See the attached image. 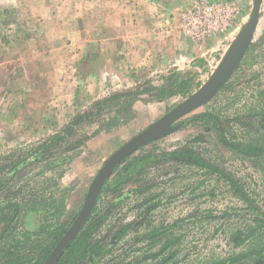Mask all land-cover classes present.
<instances>
[{
  "label": "rangeland",
  "instance_id": "374dc122",
  "mask_svg": "<svg viewBox=\"0 0 264 264\" xmlns=\"http://www.w3.org/2000/svg\"><path fill=\"white\" fill-rule=\"evenodd\" d=\"M156 1L160 0H151L148 4L154 10H151L152 15L160 12L156 10ZM208 1L237 4L240 12L231 30L215 34L199 45L190 44L180 32L178 17L172 13L165 19L174 30L171 35H166L163 25L156 27L157 33L143 38L150 45L145 54L136 55L127 63L128 68L126 59L122 61L119 53L121 33L113 36L111 31L100 29L102 22L96 21L95 17L98 16L95 11L106 9L109 13L112 0L0 1V156L29 149L59 133L79 114L89 110L94 102L112 93H124L138 87L143 90L148 87L147 82L161 87L165 78L173 73H191L194 86L186 97L195 92L211 76L253 7V0ZM140 6L144 7L143 3ZM120 7L126 9L125 4ZM262 10L254 48L245 57L232 84L196 114L209 107L234 119L264 107V96H259L264 94V5ZM146 57L147 61L144 60ZM240 89L243 97L235 104L233 99ZM175 91L159 94L164 95L161 100L143 95L134 103L132 116L125 115L116 127L112 125V130L91 138L79 154L76 152L70 168H55L52 164L30 168V174L36 176L30 182L43 178L48 184L31 185L36 187L31 189L40 191L38 196H51L60 180L68 188L67 212L60 223L72 224L91 181L117 149L186 98L180 93H170ZM258 105L260 107L256 108ZM97 129L96 124L86 125L82 132L92 135ZM200 133H203L200 126L188 125L156 142L155 146L171 150ZM247 136L251 138L248 132ZM196 146L213 156L221 168L241 178L256 203L264 206V169L257 161L252 163L233 155L218 142L216 133ZM149 173V178L158 183L155 194L165 200L153 213L152 223L164 227L165 235L171 239H178L173 247L178 251L175 264H202L232 252L233 233L243 230L255 218L226 182L204 170L158 166ZM138 200L133 198L124 205L122 213L126 214V219L133 220L137 216ZM24 227L33 230L29 224ZM19 229H24L23 225L19 224ZM259 234L264 239V227ZM165 235L151 236L143 241L132 235L116 253L122 254L129 249L131 256L142 257L146 246L152 245L151 241L157 249L161 248L160 239ZM135 248L141 251L134 253Z\"/></svg>",
  "mask_w": 264,
  "mask_h": 264
},
{
  "label": "trees",
  "instance_id": "16d2710c",
  "mask_svg": "<svg viewBox=\"0 0 264 264\" xmlns=\"http://www.w3.org/2000/svg\"><path fill=\"white\" fill-rule=\"evenodd\" d=\"M254 45L251 44L248 53L253 50ZM190 74L173 73L165 78L161 87L147 82L148 87L143 90L138 87L124 93H112L94 102L89 110L79 114L59 133L29 149L0 156V160H3L0 161V264H44L71 225L60 223L67 212L68 188L60 180L57 190L51 196H38L40 191L31 189L36 188L31 185L48 184L43 178L30 182L36 178L30 174L31 167L52 164L55 168H70L76 152L79 154L91 138L112 130V125L116 127L125 115L132 116L134 103L141 100L143 95L161 100L164 95L159 94L177 90L170 93H180L186 97L194 86ZM231 84L232 81L220 93L225 92ZM242 97L243 90L240 89L233 99L234 103L238 104ZM255 97L253 94V98ZM259 107L258 105L256 108ZM207 108L206 111L187 118L184 126H200L203 133L193 136L194 138L189 137L190 139L171 150L157 149L154 143L151 148L147 147L131 157L112 176L87 225L58 264H172L178 254L173 248L178 239H171L165 235L164 227L152 223L153 213L165 201L155 194L158 183L149 178V171L158 166H168L169 169L187 166L206 171L226 182L245 203L248 212L255 216L250 225L233 233L232 241L230 240L232 252L202 264H264V239L259 234L264 227V206L256 203L241 178L228 169L221 168L213 156L196 146L216 133L218 142L233 155L252 163L257 161L258 166L264 169V107L259 111L250 110L249 114L238 115L234 119ZM113 109L116 110L111 114ZM95 124L98 129L92 135L82 132L86 125ZM247 132L248 135L251 134V138H248ZM133 198H139L135 206L137 216L129 220L122 210L126 202ZM18 223L24 229L18 230ZM28 224L33 230L24 227ZM162 234L165 236L160 239L163 244L161 248L157 249L154 241H151L152 245L146 246L147 250L142 257L135 254L131 256L128 254L131 252L129 249L122 254L116 253L119 246L132 235L143 241ZM140 251L137 248L133 250L134 253Z\"/></svg>",
  "mask_w": 264,
  "mask_h": 264
},
{
  "label": "water",
  "instance_id": "95a60500",
  "mask_svg": "<svg viewBox=\"0 0 264 264\" xmlns=\"http://www.w3.org/2000/svg\"><path fill=\"white\" fill-rule=\"evenodd\" d=\"M263 5L264 0H253V7L248 19L239 28L217 67L201 87L179 102L164 116L125 142L103 163L89 185L79 213L50 252L44 264H58L72 242L87 225L107 183L131 157L182 130L185 120L210 103L232 80L251 44L255 41L262 18Z\"/></svg>",
  "mask_w": 264,
  "mask_h": 264
},
{
  "label": "crops",
  "instance_id": "0c3cea01",
  "mask_svg": "<svg viewBox=\"0 0 264 264\" xmlns=\"http://www.w3.org/2000/svg\"><path fill=\"white\" fill-rule=\"evenodd\" d=\"M150 1L151 0H142V2L141 0H112L111 11L109 13L106 11V9L104 12L103 10L100 12L95 11V13L98 14V16H95L96 21L100 20L102 22L100 29L111 31L113 36H117L119 33H121L120 36H122V44L119 53L122 55V61L126 59V68H128L127 63L131 62L130 60L133 61L134 57L138 54H145L147 46H150L149 42L147 45L143 38L149 36L150 33H157L159 30L156 27L161 25L166 28V35L170 36L174 30L169 26V20L165 19H168L169 15L174 13L180 22L181 15L185 9L189 8L196 0H175L173 3L167 2V0L156 1L154 2V4L157 5L156 10H159L160 12L154 13L153 15L151 14L152 8L148 6ZM141 3H143L144 7L140 6ZM122 4H125L126 9L123 7L121 9L120 6H122ZM160 18L163 19L160 20ZM152 29L153 31L151 32ZM161 32L163 31L161 30ZM163 34L164 33H162V35ZM188 42L191 44L190 41ZM158 51L159 50H156V52ZM144 60L147 61L148 57H146ZM63 65L65 66L64 62Z\"/></svg>",
  "mask_w": 264,
  "mask_h": 264
},
{
  "label": "built area",
  "instance_id": "2783aa9c",
  "mask_svg": "<svg viewBox=\"0 0 264 264\" xmlns=\"http://www.w3.org/2000/svg\"><path fill=\"white\" fill-rule=\"evenodd\" d=\"M239 12L233 1L198 0L181 15L179 29L185 39L199 45L215 34L231 30Z\"/></svg>",
  "mask_w": 264,
  "mask_h": 264
},
{
  "label": "flooded vegetation",
  "instance_id": "af4514ba",
  "mask_svg": "<svg viewBox=\"0 0 264 264\" xmlns=\"http://www.w3.org/2000/svg\"><path fill=\"white\" fill-rule=\"evenodd\" d=\"M247 54H248V52H247ZM247 54H246V56H247ZM243 62H244V60H243ZM243 62H242V63H243ZM241 66H242V64H241ZM241 66L239 67V69L241 68ZM239 69H238V70H239ZM235 74H236V73H235ZM234 76H235V75H234ZM234 76H233V77H234ZM232 79H233V78H232ZM208 104H209V103H208ZM205 106H206V105H205ZM195 113H196V112H195ZM195 113H194V114H195Z\"/></svg>",
  "mask_w": 264,
  "mask_h": 264
}]
</instances>
